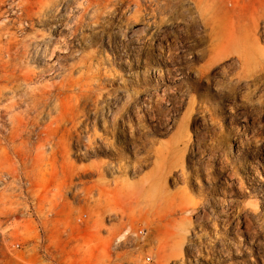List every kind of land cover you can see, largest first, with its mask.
<instances>
[{"label":"rangeland","instance_id":"1","mask_svg":"<svg viewBox=\"0 0 264 264\" xmlns=\"http://www.w3.org/2000/svg\"><path fill=\"white\" fill-rule=\"evenodd\" d=\"M148 257L264 264V8L0 0V264Z\"/></svg>","mask_w":264,"mask_h":264},{"label":"bare ground","instance_id":"2","mask_svg":"<svg viewBox=\"0 0 264 264\" xmlns=\"http://www.w3.org/2000/svg\"><path fill=\"white\" fill-rule=\"evenodd\" d=\"M256 2L258 1L259 2V6L260 7H263L264 8V0H255ZM262 1V2H261ZM138 7V5H136ZM21 10V9H20ZM258 11V8H255V11L254 12H257ZM20 57V56H18ZM16 58V57H15ZM19 66V65H18ZM18 72V71H17ZM20 72V71H19ZM16 77V76H15ZM19 77V76H18ZM23 78V77H22ZM21 80V79H20ZM26 91V90H25ZM21 92V90H20ZM23 92V91H22Z\"/></svg>","mask_w":264,"mask_h":264},{"label":"built area","instance_id":"3","mask_svg":"<svg viewBox=\"0 0 264 264\" xmlns=\"http://www.w3.org/2000/svg\"><path fill=\"white\" fill-rule=\"evenodd\" d=\"M141 233H143V230H141ZM151 257H148L147 259H144L143 264H150Z\"/></svg>","mask_w":264,"mask_h":264}]
</instances>
